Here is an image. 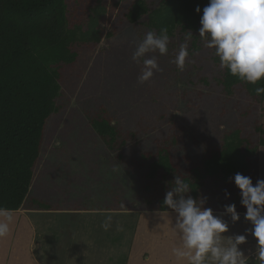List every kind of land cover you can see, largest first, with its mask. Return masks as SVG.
I'll list each match as a JSON object with an SVG mask.
<instances>
[{"label":"rangeland","instance_id":"rangeland-1","mask_svg":"<svg viewBox=\"0 0 264 264\" xmlns=\"http://www.w3.org/2000/svg\"><path fill=\"white\" fill-rule=\"evenodd\" d=\"M135 1L84 0L75 7L76 0H67L70 13L77 16L104 7L100 20L103 37L98 45L80 48L76 64L64 70L60 111L48 122L24 210L34 203L51 207L38 211L52 213L44 219L53 221L54 235L64 230L72 237L80 230L93 232L90 221L122 222L129 233L133 231V239H127L134 246L133 250L129 247L130 253H136L139 260L148 252L154 258L151 264H159V259L166 264H194L195 258H209L210 264H264V210L233 216L215 212L220 204L235 199L240 192L237 185L224 195L227 186L208 181V196L200 200L205 215L156 212L144 201L139 188L146 168L133 169V159L154 150L157 141L176 131V125L184 126L187 151L194 158L239 131L242 145L253 150L264 138V101L256 102L240 89L226 93L220 84L224 67L214 60L216 45L207 30L188 34L177 30L170 38H160L150 29L149 16L162 0H146L149 14L131 22L128 16ZM239 10L247 18L244 5ZM247 38L264 48L263 26L252 25L248 19L239 35L241 41ZM101 107L118 130L131 136L121 150L111 151L90 124L87 113H96ZM119 155L125 157L124 163L118 160ZM250 157L259 178L264 179V157L255 152ZM4 216L0 215V221ZM214 218L221 221V227L216 220H208ZM196 223L200 234L189 245L186 236ZM27 232L21 228L11 237L9 229H0V259L7 246L16 258L7 263L30 264L31 234ZM165 242L174 244L171 251L178 255L174 260L168 256ZM189 246L196 251H190ZM228 246L234 251L228 253ZM55 256L62 258L57 252ZM58 263L67 261L58 259Z\"/></svg>","mask_w":264,"mask_h":264},{"label":"trees","instance_id":"trees-1","mask_svg":"<svg viewBox=\"0 0 264 264\" xmlns=\"http://www.w3.org/2000/svg\"><path fill=\"white\" fill-rule=\"evenodd\" d=\"M145 1L133 3L131 22L149 14ZM76 2L75 7L84 0ZM162 2L149 16V27L158 37L170 38L177 30L184 34L207 30L216 45L214 60L224 67L220 84L226 93L240 89L254 101H264V48L250 38L239 39L248 19L264 28V0ZM240 5L248 19L241 16ZM103 13L101 6L88 16H77L70 13L67 0H0V212H17L25 205L48 122L60 111L64 70L76 64L80 48L101 42ZM87 117L111 151L127 146L131 136L113 125L105 108ZM239 136L240 131L227 135L221 144L194 158L187 151L184 126L176 125V131L157 141L154 150L132 160L133 169L146 168L139 190L147 206L156 212L205 213L200 200L208 196L210 181L227 186L224 195L232 192L230 186L240 189L232 202L216 208L217 214L264 210V179L250 157L254 152L264 157V138L252 150ZM118 160L124 163L125 157L119 155Z\"/></svg>","mask_w":264,"mask_h":264},{"label":"crops","instance_id":"crops-1","mask_svg":"<svg viewBox=\"0 0 264 264\" xmlns=\"http://www.w3.org/2000/svg\"><path fill=\"white\" fill-rule=\"evenodd\" d=\"M42 209L51 210V207L43 208L40 204L34 203L28 210H24L23 206L17 212H0V215H5L0 221L3 224L0 228L1 231L5 232L9 229V235L15 237L18 230L22 228L28 231V235L31 234L29 237V258L33 264H41L39 259L44 264H59L58 259H62L63 263L67 261L65 264H151L154 262V258L148 252H146L143 259L138 258L139 260H136V253L134 256L130 253L129 249L132 248L133 250L134 246L132 244L129 245L127 239L128 237L133 239V231L129 233L130 230L125 228L127 226H123L122 222H110V225H108V222L104 221H90L89 223L94 227V233L92 230H80L78 235L72 237L66 236L64 230L63 234L54 235L53 224H51L53 221L44 219V217L52 213L50 211L48 213H40L38 210L42 211ZM192 213L199 214L200 212H189L191 215ZM202 214L205 215V213ZM208 220H216L221 227V221L215 218ZM124 222L127 224L126 221ZM64 225L67 226V223H64ZM68 228L70 230V224H68ZM109 228L110 230H107ZM192 233H194V236ZM199 234L200 227L196 223L195 230L186 236L188 244L191 245L192 238L198 237ZM173 236H176L175 240L178 242L183 241L181 236ZM173 245L170 242H165V248L171 260H174L178 256L175 252L171 251V246ZM243 247L246 249L247 243ZM8 249L7 246L3 249L5 253L0 259V264H9L7 263L9 258L11 260L16 259L11 254V250ZM169 249L170 251H168ZM189 249L190 251H196L194 246H189ZM230 249L231 247L228 246L226 249L228 253L234 251ZM56 252L62 258H56ZM17 253H21L20 250ZM208 261L209 258L202 260L195 258L192 260L194 264H210ZM159 264H166L165 260L161 261L159 259ZM181 264H184V261Z\"/></svg>","mask_w":264,"mask_h":264},{"label":"bare ground","instance_id":"bare-ground-1","mask_svg":"<svg viewBox=\"0 0 264 264\" xmlns=\"http://www.w3.org/2000/svg\"><path fill=\"white\" fill-rule=\"evenodd\" d=\"M242 11V10H241Z\"/></svg>","mask_w":264,"mask_h":264}]
</instances>
